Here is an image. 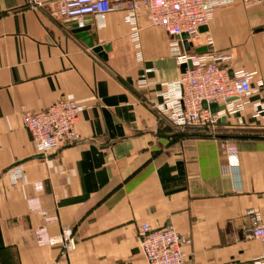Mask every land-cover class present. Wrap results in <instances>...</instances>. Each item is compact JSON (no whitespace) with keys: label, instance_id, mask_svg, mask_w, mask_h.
Here are the masks:
<instances>
[{"label":"crops","instance_id":"obj_1","mask_svg":"<svg viewBox=\"0 0 264 264\" xmlns=\"http://www.w3.org/2000/svg\"><path fill=\"white\" fill-rule=\"evenodd\" d=\"M26 3L0 0V264H146L141 225L188 237L186 264H264V244L246 235L249 211L264 222L263 7L233 0L189 51L211 48L229 57V74H253L249 96L219 107L213 139L172 128L152 109L181 70L172 40L145 12L134 26L121 12L93 20L94 46H110L103 61L53 18L54 4L33 11ZM61 98L84 108L81 140L33 159L41 154L22 114ZM222 142L236 149L235 162ZM40 212L55 221L45 224ZM40 226L52 238L71 230L74 248L38 246Z\"/></svg>","mask_w":264,"mask_h":264},{"label":"built area","instance_id":"obj_2","mask_svg":"<svg viewBox=\"0 0 264 264\" xmlns=\"http://www.w3.org/2000/svg\"><path fill=\"white\" fill-rule=\"evenodd\" d=\"M254 2L264 9V0ZM50 4L55 5L53 18L60 22H81L84 17H91L102 24L106 15L121 12L125 23L134 26L138 13H146L149 25L162 30L172 40L170 50L177 67L192 64L191 69L186 68L178 81L169 86L168 93L161 95V102L152 105L157 116L172 128L201 129L215 139L221 112L214 114L209 107L213 104L225 106L229 101L244 99L253 92V74L242 71L229 74L223 65L229 57L186 52L180 39L185 36L186 43L193 46L195 40L207 34L213 13L233 4V0H27L26 6L36 11ZM137 39L134 30V42ZM206 40L208 45L211 44L209 37ZM147 85L145 79L138 82L140 89ZM203 103L207 108L202 107ZM83 111L84 108L74 100L61 98L40 112H24L21 120L38 153L46 155L81 140L76 125ZM221 148L228 154V164L235 162L236 149L226 142L221 143ZM29 206L31 210L39 211L33 202ZM40 214L45 224L55 221L43 212ZM248 215L251 226L246 231L247 237L264 244V222L254 211H249ZM33 235L38 246L58 245L66 251L74 248L71 230H64L61 236L52 238L46 227L40 226L34 229ZM136 239L146 264H186L184 249L191 241L177 233L173 226L153 229L141 225Z\"/></svg>","mask_w":264,"mask_h":264},{"label":"water","instance_id":"obj_3","mask_svg":"<svg viewBox=\"0 0 264 264\" xmlns=\"http://www.w3.org/2000/svg\"><path fill=\"white\" fill-rule=\"evenodd\" d=\"M67 22H68L67 24L71 28L72 33L74 35H76L79 39H81L86 47L92 49V52L94 54H96L101 60L105 61L106 60V54L110 51V46L109 45H104L101 47H95L94 46L92 37L89 36V32H90L91 27L93 25V19L91 17H84L81 20V22H77L74 20L73 21H67ZM201 31H203V30L201 29ZM180 39L182 40V45H183L184 50L186 52H189L190 49L192 48V46L188 45L186 43V41H185L186 37L181 36ZM210 51H211V48L202 47V48L195 49V54H204V53H207ZM186 68L191 69L192 64L188 63L186 66H182L180 68L181 72H184ZM229 102H231V101H229ZM202 107L204 109L207 108L205 103L202 104ZM209 110L215 114L219 111V107L217 105L213 104L209 107ZM44 158H45L44 155H37L33 159H44ZM18 165L19 164L15 165L14 167H16Z\"/></svg>","mask_w":264,"mask_h":264}]
</instances>
